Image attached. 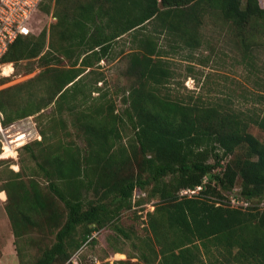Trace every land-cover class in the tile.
Instances as JSON below:
<instances>
[{
    "label": "trees",
    "instance_id": "16d2710c",
    "mask_svg": "<svg viewBox=\"0 0 264 264\" xmlns=\"http://www.w3.org/2000/svg\"><path fill=\"white\" fill-rule=\"evenodd\" d=\"M63 1L56 0V6ZM209 12L219 13L242 32L257 25L264 28L260 0H95L78 8L68 23L78 46L86 47V52L101 62L115 43L138 29L145 30L152 22H158L165 31L180 33L188 46H194L199 43L197 26ZM49 14L51 9L46 4L31 23L33 34L19 37L3 64L49 61L45 29ZM139 39L141 48L130 54L128 68L136 83L125 99V115L135 135L134 150L127 154L119 129L122 118L114 106L100 105L83 125L86 148L76 146L63 155L45 154L44 162L38 163L49 183V193L43 194L39 184L32 182V193L19 200V209L14 212L7 208L15 237L35 223L21 209L27 205L56 230L53 245L43 249L32 264H68L98 226L112 223L132 207L136 190L150 188V197L159 203L148 213V224L160 249L151 247L153 257L142 252L140 260L145 264H264V211L257 207L264 201V141L248 131L253 123L264 132V115L250 118L161 96L168 76L161 52L153 36L142 34ZM48 75L51 93L44 102L27 98L22 109L10 112L0 102L5 114L3 125L39 113L56 98L60 102L73 96L83 77L75 68ZM24 148L34 152L31 144ZM238 150L243 151L242 157L223 164ZM220 166L221 171L215 172ZM13 175L22 177L21 172ZM206 177L211 181L199 195L180 196L183 190L202 186ZM236 187L241 188L243 199L255 201L250 210L208 198L210 194L225 199V193L231 194ZM59 202L64 207L58 206ZM117 231L130 237L120 227Z\"/></svg>",
    "mask_w": 264,
    "mask_h": 264
},
{
    "label": "rangeland",
    "instance_id": "374dc122",
    "mask_svg": "<svg viewBox=\"0 0 264 264\" xmlns=\"http://www.w3.org/2000/svg\"><path fill=\"white\" fill-rule=\"evenodd\" d=\"M94 1L64 0L59 6L49 2L52 16L48 15L45 25L49 61L19 60L9 63L14 69L12 74H0V102L8 112L22 109L27 98H33L36 103L47 99L51 93L48 72L75 68L83 76L73 96L60 102L56 98L39 113L3 125V131L0 130V264H32L43 249L55 242L56 230L40 212L27 205L21 209L35 223L16 238L7 208L14 212L19 209V200L32 193V182L39 184L43 194L49 193V183L42 177L38 163L44 162L45 154L63 155L76 146L86 148L83 125L100 105L114 106L116 114L122 118L119 129L123 145L129 150L127 154L134 150L135 135L125 115L128 107L125 99L136 83V78L128 73L129 56L141 48L139 38L142 34L154 37L162 65L168 71L161 96L187 104L217 107L250 118L264 115V28L257 25L242 32L219 13L209 12L197 26L199 43L188 46L180 33L165 31L158 22H152L145 30L138 29L126 35L115 43L108 58L97 62L94 55L86 52V47L78 46L68 23L75 18L78 8ZM260 1L264 5V0ZM64 19L67 20L62 25ZM76 61L77 66L73 67ZM4 117L0 110L2 123ZM248 131L264 141V132L257 125L250 123ZM17 135L25 136L24 143L16 149L17 155L3 158L8 143L13 140L10 137ZM30 144L34 150L32 154L24 148ZM242 155L243 151L238 150L224 159L223 164ZM220 169L221 166L215 172ZM130 170L137 174L136 168ZM18 172L21 178L14 177L13 173ZM138 177L142 178L140 174ZM205 181L207 185L211 178L206 177ZM150 190H136L132 207L123 210L112 223L98 226L92 238L72 254L68 264H121V261L145 264L140 260L144 251L153 257L151 247L156 250L160 247L151 233L148 213L154 212L159 200L150 197ZM228 195L226 192L225 199H221L209 194L208 198L229 205ZM59 204L64 207L61 202ZM117 227L130 237L120 234Z\"/></svg>",
    "mask_w": 264,
    "mask_h": 264
},
{
    "label": "built area",
    "instance_id": "2783aa9c",
    "mask_svg": "<svg viewBox=\"0 0 264 264\" xmlns=\"http://www.w3.org/2000/svg\"><path fill=\"white\" fill-rule=\"evenodd\" d=\"M51 1L56 2V0H0V74L2 72L1 67L3 66L2 60L8 53L11 45L19 37H29L33 34L31 23L40 9ZM2 119L0 118L1 131H3ZM205 179L202 186H198L195 189L183 190L180 196L192 198L199 195L206 183ZM227 199L231 208L246 211L254 207L255 201L243 199L240 187H236L227 196ZM257 207L259 210L264 211V201H260ZM75 264L78 263L75 262Z\"/></svg>",
    "mask_w": 264,
    "mask_h": 264
},
{
    "label": "bare ground",
    "instance_id": "6f19581e",
    "mask_svg": "<svg viewBox=\"0 0 264 264\" xmlns=\"http://www.w3.org/2000/svg\"><path fill=\"white\" fill-rule=\"evenodd\" d=\"M2 73L1 75H10L14 71L13 66L9 63L3 65L1 67ZM13 140L8 143V150L4 152L3 158L5 157H15L17 155L16 149L21 146L24 143L25 136L24 135H17V136H11Z\"/></svg>",
    "mask_w": 264,
    "mask_h": 264
}]
</instances>
